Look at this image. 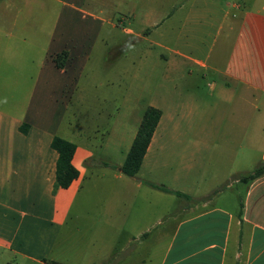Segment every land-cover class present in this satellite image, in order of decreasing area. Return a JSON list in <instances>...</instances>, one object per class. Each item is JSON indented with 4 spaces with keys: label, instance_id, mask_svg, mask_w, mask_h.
<instances>
[{
    "label": "crops",
    "instance_id": "0c3cea01",
    "mask_svg": "<svg viewBox=\"0 0 264 264\" xmlns=\"http://www.w3.org/2000/svg\"><path fill=\"white\" fill-rule=\"evenodd\" d=\"M227 7L0 0V261L264 264V175L240 181L264 163V0ZM107 27L136 47L120 46L123 63L100 83L85 65ZM98 98L114 105L100 129ZM149 107L160 119L135 177L112 173L102 163L123 165ZM54 137L76 146L65 189Z\"/></svg>",
    "mask_w": 264,
    "mask_h": 264
},
{
    "label": "rangeland",
    "instance_id": "374dc122",
    "mask_svg": "<svg viewBox=\"0 0 264 264\" xmlns=\"http://www.w3.org/2000/svg\"><path fill=\"white\" fill-rule=\"evenodd\" d=\"M178 2H186L187 0H177ZM221 2L225 3L226 5H230V8H226L229 10L230 12V16L232 14H237L235 13V11L232 9V6L233 4L236 3V0H221ZM228 3V4H227ZM189 5H185V9L183 11V13L181 14L180 16V19L178 20V24L176 25L181 31L183 32V25L184 24V21H185V15H184V12L186 13L188 10H189ZM234 9L236 10V7H234ZM163 10V8L161 9ZM174 9H172V7H165V13H171L173 12ZM188 26V25H187ZM218 42H217V45H219L220 43V40L219 38H217ZM132 42V43H131ZM134 41L130 40L128 37H125L121 34L120 30L119 29H109L108 27L104 30L102 36H99L96 40H94V43L91 47V58H90V61L87 63V69L89 71H93L94 75L96 76L98 82H103L104 80V77L110 73V70L113 72L115 70L118 69V66L122 62V60H119L117 59V57H115L119 52H120V49L122 50V48H120V46L122 47V45H127L126 47L128 49L132 48V47H136L135 43H133ZM132 44V45H131ZM135 45V46H134ZM144 45H148V43L140 40V43L137 45L140 47V58L141 56H143V48H144ZM224 49V48H223ZM119 51V52H118ZM226 56V55H225ZM64 58V56H63ZM131 58L128 56V59ZM141 60V59H140ZM152 63V62H156V59L154 58H150L147 60V63ZM145 68V66L143 67V69ZM160 67H156L155 68V73L158 72V75L160 73ZM147 71V70H146ZM217 79V78H216ZM154 80V77L151 79V82H153ZM87 90H91L90 89V86L86 88ZM103 88L102 87H99L96 91L97 93H100L103 95ZM95 92V90H94ZM102 99L103 98H98L96 99V103H94V106H95V113H96V116L94 117L95 120L93 121L94 123V126L96 128H102L104 126V123H105V116L106 114H108V112L112 111L113 108H114V105L112 103H102ZM99 101V102H97ZM87 106L88 105H84L83 106V112H87ZM93 106V107H94ZM88 108H90V106H88ZM89 122V121H87ZM90 126V124H89ZM91 127V126H90ZM94 127V128H95ZM107 162H103L102 165H105L106 164H109L108 163V160H106ZM109 170L112 172V173H115L117 170H119V167L116 166V165H113V164H110L109 166ZM222 171V169L219 170L218 173H220ZM225 186V185H223ZM225 188V187H224ZM142 200H140L141 202ZM177 204V203H175ZM147 205H148V202L146 200H143L142 201V208H147ZM173 207H176L177 205H172ZM167 206L163 205V203H160V204H157L154 206L155 209H163ZM85 219V216H82L78 219V221H70L68 220L67 222V227L68 229L72 227H75L74 225L75 224H79V225H82L83 224V221ZM75 233V232H74ZM81 233L80 235L76 236L75 240H81ZM0 264H7L5 263L4 261H0ZM13 264H25V263H22L20 262L18 259L15 260L13 262Z\"/></svg>",
    "mask_w": 264,
    "mask_h": 264
},
{
    "label": "trees",
    "instance_id": "16d2710c",
    "mask_svg": "<svg viewBox=\"0 0 264 264\" xmlns=\"http://www.w3.org/2000/svg\"><path fill=\"white\" fill-rule=\"evenodd\" d=\"M65 57V54H62ZM160 119V111L158 109L149 107L145 110L136 136L133 140L131 148L127 154L126 160L123 165L119 168L120 172L129 178H134L147 147L150 143L154 130ZM20 131L25 133L26 126L20 127ZM51 148L58 153V159L56 163V174H55V188H67L72 181L78 177L77 170L72 166L71 161L76 150V146L64 139L54 137L51 142ZM107 167L110 164H106ZM264 175V163L260 164L251 174L242 177L240 181L247 183L249 181L256 180ZM151 188L158 190L163 193L173 194L181 198H187L178 192L171 191L170 189L153 183H147Z\"/></svg>",
    "mask_w": 264,
    "mask_h": 264
}]
</instances>
